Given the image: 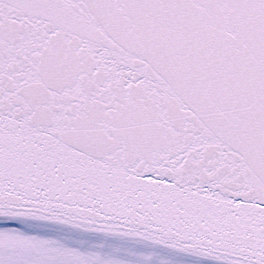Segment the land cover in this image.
<instances>
[{
	"label": "snow or ice",
	"instance_id": "snow-or-ice-1",
	"mask_svg": "<svg viewBox=\"0 0 264 264\" xmlns=\"http://www.w3.org/2000/svg\"><path fill=\"white\" fill-rule=\"evenodd\" d=\"M0 264H264V0H0Z\"/></svg>",
	"mask_w": 264,
	"mask_h": 264
}]
</instances>
